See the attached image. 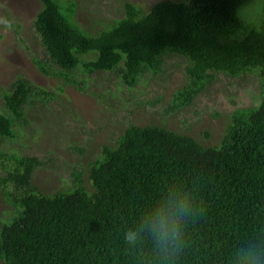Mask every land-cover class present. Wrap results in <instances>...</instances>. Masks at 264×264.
Returning a JSON list of instances; mask_svg holds the SVG:
<instances>
[{
  "label": "trees",
  "instance_id": "trees-1",
  "mask_svg": "<svg viewBox=\"0 0 264 264\" xmlns=\"http://www.w3.org/2000/svg\"><path fill=\"white\" fill-rule=\"evenodd\" d=\"M252 1L157 0L147 8L126 2L122 17L97 21L93 33L74 19V0H41L33 27L64 83L83 87L76 70L113 71L130 88L147 72L156 76L174 54L187 60L188 82L171 108L219 72L256 73L261 99L232 110L215 143L130 122L88 161L90 185L75 170L70 186L45 192L33 181L44 159L1 150V194L13 211L0 222V264H239L241 249L264 264V6L254 26L238 12ZM36 65L51 73V66ZM45 96L17 78L3 94L0 138H16L14 126L27 124L25 105ZM165 202L187 206L178 239L161 245L144 221ZM129 229L139 232L132 245L124 239Z\"/></svg>",
  "mask_w": 264,
  "mask_h": 264
},
{
  "label": "rangeland",
  "instance_id": "rangeland-1",
  "mask_svg": "<svg viewBox=\"0 0 264 264\" xmlns=\"http://www.w3.org/2000/svg\"><path fill=\"white\" fill-rule=\"evenodd\" d=\"M74 1L77 24L96 33L97 21L122 17L126 2L147 8L157 0ZM263 6L264 0H254L238 12L248 14L244 21L254 26ZM41 7V0H0V110L3 94L11 90L17 78L48 92L45 99L30 98L25 105L27 124L19 121L14 126L16 138L8 141L0 138V151L13 148L15 153L23 151L21 154L44 159L45 165L35 169L33 181L45 192L70 186L75 170L81 171L84 183L90 185L88 161L100 157L101 144L112 143L130 122L165 125L203 143H215L232 110L257 105L261 99L256 73L232 77L219 72L189 102L171 108L180 103L174 99V93L188 82L184 72L187 60L174 54L165 58L163 70L156 76L149 78L151 73L147 72L130 88L113 71L84 75L76 70L73 76L83 87L64 83L62 70L48 60L33 27ZM38 61L46 68L51 66L49 75L39 70ZM4 175L5 170L0 167V179ZM1 191L0 184V222L8 218V211H13Z\"/></svg>",
  "mask_w": 264,
  "mask_h": 264
},
{
  "label": "clouds",
  "instance_id": "clouds-1",
  "mask_svg": "<svg viewBox=\"0 0 264 264\" xmlns=\"http://www.w3.org/2000/svg\"><path fill=\"white\" fill-rule=\"evenodd\" d=\"M186 206V203H181L179 209H176L165 202L155 207L149 217L145 218L144 223L148 225L159 244L164 245L178 239L181 234V213ZM138 238V231L129 229L124 233V239L129 245L135 244ZM238 257L239 264H259L258 256L251 249L239 250Z\"/></svg>",
  "mask_w": 264,
  "mask_h": 264
}]
</instances>
